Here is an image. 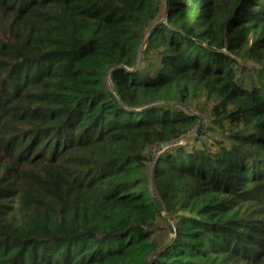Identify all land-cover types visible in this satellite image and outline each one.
<instances>
[{
  "label": "trees",
  "instance_id": "1",
  "mask_svg": "<svg viewBox=\"0 0 264 264\" xmlns=\"http://www.w3.org/2000/svg\"><path fill=\"white\" fill-rule=\"evenodd\" d=\"M0 264H264V0H0Z\"/></svg>",
  "mask_w": 264,
  "mask_h": 264
},
{
  "label": "water",
  "instance_id": "2",
  "mask_svg": "<svg viewBox=\"0 0 264 264\" xmlns=\"http://www.w3.org/2000/svg\"><path fill=\"white\" fill-rule=\"evenodd\" d=\"M200 126V125H199ZM171 231H173V229L171 228Z\"/></svg>",
  "mask_w": 264,
  "mask_h": 264
}]
</instances>
